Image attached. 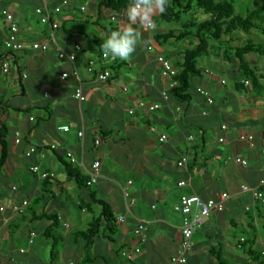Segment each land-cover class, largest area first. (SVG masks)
<instances>
[{"label": "crops", "instance_id": "1", "mask_svg": "<svg viewBox=\"0 0 264 264\" xmlns=\"http://www.w3.org/2000/svg\"><path fill=\"white\" fill-rule=\"evenodd\" d=\"M149 2L151 7H141L139 19L130 22L128 10L137 0L120 12L100 8L101 0H72L59 17L57 44L46 53H17L12 74L0 75V129L8 131V158L0 170V208H5L0 211V264H170L181 249L182 217L175 207L182 196L209 200L222 194L230 197L226 209L213 213L195 235L188 264H264V205L242 192L244 185L258 187L264 182V57L247 56L260 78L262 87L257 88L243 76L238 62L224 60L227 47L213 45L200 58L206 60L203 66L198 64L202 75L192 79L191 98L179 104L169 93L165 101L167 84L158 57L175 64L191 47L174 53L175 40L158 42L157 35L166 27L158 24L162 13L155 0ZM61 3L12 0L3 7L14 14L27 44L46 43L51 29L40 23L36 9L53 11ZM127 27L138 34L136 51L126 61L116 58L108 64L110 82L97 81L88 72L89 62L104 53L102 44L112 31ZM159 27L158 34L152 33ZM7 35L8 25L0 16V59L7 54ZM78 45L83 50L75 63L59 58L61 50L72 53ZM64 73L69 74L65 81ZM79 85L87 98L83 103L74 98ZM200 89L208 92L213 104ZM140 102L159 104L161 109L149 113ZM65 126L69 132L60 130ZM162 134L168 135L166 143L159 141ZM240 135L254 136L256 147L241 143ZM96 140L100 147H95ZM32 147L37 153L28 157ZM2 152L0 145V156ZM67 153L78 163L69 162ZM237 157L248 166L236 164ZM183 158L188 162L180 168ZM108 160L111 168L106 167ZM95 162L101 163V176L88 188ZM32 166L55 178L39 179L31 174ZM69 168L87 181L80 186ZM180 182H187V187L180 188ZM94 196L110 204L116 234L109 238L102 228L86 252V240L79 233L101 220L104 211ZM25 201L26 211L15 213L14 207ZM119 216L126 222H118ZM140 223L146 230L137 235ZM33 232L37 238L30 245ZM134 248L142 252L129 261L123 253Z\"/></svg>", "mask_w": 264, "mask_h": 264}, {"label": "built area", "instance_id": "2", "mask_svg": "<svg viewBox=\"0 0 264 264\" xmlns=\"http://www.w3.org/2000/svg\"><path fill=\"white\" fill-rule=\"evenodd\" d=\"M12 0H0V16L3 18L5 23L8 25V35L5 39L4 45L7 51V54L0 59V75L9 76L12 74V70L15 66L14 60L17 53L25 52L31 50L33 52L46 53L50 50V45L54 43L57 44L56 34L59 31L60 19L59 17L63 14L65 8L69 7L72 4V0H62L61 5L56 7L53 11L48 8H37L36 15L39 18V21L42 25L49 26L50 31V40L46 43L42 42H32L27 44L21 37L20 26L17 23V20L14 14L8 9L3 7L5 4H9ZM141 7H138L136 10H140ZM82 12H85V8L81 9ZM148 28H154L152 22L148 24ZM51 42V43H50ZM81 46H76L72 53H67L63 50L59 53V58L61 60L67 59L72 63H75L77 59V54L82 52ZM152 51V49H151ZM116 58L111 56H106L104 53L97 58L96 60H92L88 64V72L90 74L96 75L97 81L101 83H108L112 80L113 74L112 71L108 68V64L113 63ZM158 63L161 68L162 77L166 81L167 90L162 93V97L165 101H168L170 98V91L177 87L176 76L178 75V70L173 64V62L167 59L165 56L158 57ZM79 79L78 73L74 74ZM69 78L68 73H64L62 75V80L65 81ZM23 79L27 80L28 75L24 74ZM223 84H226L224 81ZM248 84V82H246ZM199 93L206 98H208L209 104H213L212 99L210 98L208 92L203 89L199 90ZM49 95H47L48 97ZM74 98L79 102L83 103L86 101V96L84 95L82 87L76 89L74 93ZM139 107L146 112L153 113L161 109V105L159 104H148L147 102H140ZM133 112H131L132 114ZM223 130H227V126L222 127ZM61 131L69 132L70 128L68 126L60 128ZM152 133H156V128H151ZM79 136L82 138L84 135L81 133ZM240 142L246 143L251 148L256 147L255 137L252 135H240ZM160 143H166L168 141V135L162 134L159 137ZM221 143L225 142L224 139L220 140ZM21 143L20 136H17L16 144L19 145ZM101 141H95V147H100ZM53 149H56L55 146H52ZM37 153V148L32 147L29 150L28 157ZM66 158L72 164H77L78 160L71 153L66 154ZM188 162V158H183L179 163V167L183 168ZM235 163L241 166H248V162L242 158H235ZM31 174L37 176L41 180H50L55 178V174L48 173L43 171L40 166H32ZM101 176V163L95 162L91 171L89 172V181L88 186H93L98 184V181ZM180 188L187 187V182H180ZM243 193H249L252 195L255 203L264 205V182L261 183L258 187H250L244 185L242 187ZM125 197L128 198L130 196L127 189H124ZM228 194H222L218 199H209L204 200L197 195H184L182 196L180 203L175 207V211L182 217V225H181V249L178 254L171 258L170 264H188L189 255L192 252L193 248V240L198 231L204 226L207 219H209L213 213L215 212H224L226 209V202L229 200ZM29 206V202L25 201L20 206L14 207V212L17 214H23ZM5 208H0V211L3 212ZM118 222L125 223L126 218L124 216L118 217ZM146 230V224L140 223L135 233L140 235L143 231ZM37 238L36 232H33L30 236L29 243L33 245ZM246 239H241V243H245ZM264 248V247H263ZM141 248H134L132 250H125L123 256L129 260L133 261L135 256L141 254ZM21 254H26V250H20ZM262 257L264 259V250L262 253Z\"/></svg>", "mask_w": 264, "mask_h": 264}, {"label": "trees", "instance_id": "3", "mask_svg": "<svg viewBox=\"0 0 264 264\" xmlns=\"http://www.w3.org/2000/svg\"><path fill=\"white\" fill-rule=\"evenodd\" d=\"M133 0H101L99 7H106L120 12L126 9ZM209 16V19L201 21L198 16ZM189 17L187 22L182 24L180 31L169 30L164 34L157 35V40L161 44L170 40L183 41L195 38L196 44L186 49L182 58L175 62L178 70L176 81L177 87L170 91L171 99L181 104L191 98L192 79L202 75L198 67V60L205 56L213 45H231L238 42L241 35L251 36L253 32L264 33V6L255 9H248L246 15L237 13L235 0H187L185 6L180 4V0H166L165 12L157 19L158 24H177L183 21V17ZM230 49V50H229ZM225 61L238 62L239 69L243 76L249 80L254 87H262L260 78L247 60L249 55L264 57V46L253 40L239 41V46H231L223 51ZM170 60V58H167ZM6 127L0 129V145L2 155L0 156V170L8 158V142ZM105 134V133H104ZM70 170V168H69ZM71 176L77 178L80 186L87 180L78 172L70 170ZM90 186H88L89 188ZM94 203L103 207L101 220L93 223L86 232L79 233L80 237L86 240L85 250H90L95 236L104 228L109 238L116 234V219L111 210V206L105 200L97 199L94 196ZM58 224V223H57Z\"/></svg>", "mask_w": 264, "mask_h": 264}, {"label": "clouds", "instance_id": "4", "mask_svg": "<svg viewBox=\"0 0 264 264\" xmlns=\"http://www.w3.org/2000/svg\"><path fill=\"white\" fill-rule=\"evenodd\" d=\"M166 0H155V6L160 13L165 12ZM151 7L149 0H137L136 5L128 10V19L130 22H136L139 19L138 7ZM138 44V34L131 27L112 31L102 44L103 52L106 56L128 60L136 51Z\"/></svg>", "mask_w": 264, "mask_h": 264}, {"label": "rangeland", "instance_id": "5", "mask_svg": "<svg viewBox=\"0 0 264 264\" xmlns=\"http://www.w3.org/2000/svg\"><path fill=\"white\" fill-rule=\"evenodd\" d=\"M236 1V8H237V13H239V14H242V15H246L247 14V10L248 9H255V8H257V7H259V6H261V7H263L264 6V0H235ZM186 2H187V0H180V4L182 5V6H185V4H186ZM32 8H34V3H32ZM31 6L30 7H28L29 9H28V11H29V13H30V17L32 18V20L34 19V16L32 15V13H33V11L31 10L32 8H31ZM246 7L248 8L247 10H246ZM198 18L201 20V21H204V20H207V19H209V16H204V15H200V16H198ZM187 20H189V17H187V16H185V17H183V21L181 22V23H175V24H160L159 26H165L166 27V29L164 28V29H161V27H159V30H157V31H152V33H154V34H158L159 32H160V29H161V31H164V33L165 32H168L169 30H176V31H180V29H181V27H182V24L183 23H185V22H187ZM252 36V39L251 40H253L254 42H256V43H260V41H262V39H263V35H262V33L261 32H258V31H255V32H253V34L251 35ZM241 38L240 39H237L236 41H238V42H232L233 44H232V46H239V41L240 40H242V41H246V39H247V36L246 35H244V34H242L241 36H240ZM90 42H92L93 43V41L92 40H90ZM168 43H170V42H168ZM172 45H173V47H172V49H173V52L174 53H176L177 52V50L178 51H180V53L182 52V50L184 49V48H186L187 46L188 47H192V46H194L195 44H196V41H195V38H190V39H186V40H183V41H172ZM225 47H227V48H229V47H231V45L230 46H228V44H224V48ZM220 48H221V45H220ZM226 48V49H227ZM151 49L152 48H150L149 50L151 51ZM223 49V48H222ZM153 50V49H152ZM230 50V49H229ZM183 53V52H182ZM181 53V54H182ZM220 53V52H219ZM222 54V53H221ZM222 56H223V54H222ZM181 58H182V56H181ZM206 59H199L198 60V64L200 65V66H203L204 64H205V61ZM199 66V67H200ZM252 66V65H251ZM177 82V81H176ZM177 85H178V83H177ZM240 137V136H239ZM238 140H239V138H238ZM240 141V140H239ZM242 143V142H241ZM243 144H246V143H243ZM111 165H113V163L110 161V160H108L107 161V163H106V167H108V168H111ZM107 184H105V186H106ZM113 189H115V190H117V192H118V194H119V190H118V188L116 187V186H114V188ZM111 199V198H110ZM152 214V213H151Z\"/></svg>", "mask_w": 264, "mask_h": 264}]
</instances>
